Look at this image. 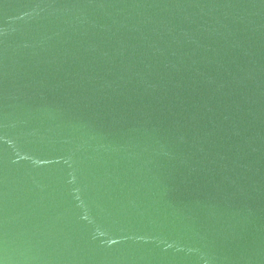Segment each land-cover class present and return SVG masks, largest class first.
Here are the masks:
<instances>
[{"label": "water", "instance_id": "1", "mask_svg": "<svg viewBox=\"0 0 264 264\" xmlns=\"http://www.w3.org/2000/svg\"><path fill=\"white\" fill-rule=\"evenodd\" d=\"M0 264H264V0H0Z\"/></svg>", "mask_w": 264, "mask_h": 264}]
</instances>
